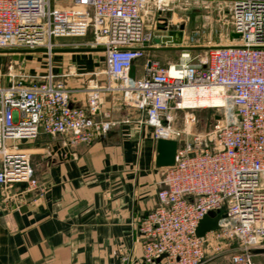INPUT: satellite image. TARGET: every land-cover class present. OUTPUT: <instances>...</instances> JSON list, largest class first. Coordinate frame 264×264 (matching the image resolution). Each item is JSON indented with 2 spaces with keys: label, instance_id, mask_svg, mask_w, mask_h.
Instances as JSON below:
<instances>
[{
  "label": "built area",
  "instance_id": "obj_1",
  "mask_svg": "<svg viewBox=\"0 0 264 264\" xmlns=\"http://www.w3.org/2000/svg\"><path fill=\"white\" fill-rule=\"evenodd\" d=\"M53 1L0 0V53L45 49L39 53L51 62L55 39L91 34V46L105 54L107 80L90 82L84 108L73 104L65 76L51 69L18 76L12 66L9 84L0 71V211L19 209L20 198L43 191L31 151L18 142L43 133L69 146L91 144L109 130L98 119L103 94L120 93L125 104L146 113L156 140L178 143L175 164L163 172L158 205L138 226L144 262L204 264L209 242L236 240L239 249L227 264H256V255L264 257V0H232L240 43L210 47V59L186 49L168 67L147 58L143 75L135 78L130 72L153 40L145 17L152 8L163 11L168 0ZM190 87L223 89L234 113L211 132L193 133L192 121L177 128L173 110H183ZM210 212L227 218L199 238V223Z\"/></svg>",
  "mask_w": 264,
  "mask_h": 264
},
{
  "label": "crops",
  "instance_id": "obj_2",
  "mask_svg": "<svg viewBox=\"0 0 264 264\" xmlns=\"http://www.w3.org/2000/svg\"><path fill=\"white\" fill-rule=\"evenodd\" d=\"M71 1L63 0L64 6ZM159 14L152 8L145 17L153 40L145 48L146 57L135 63L138 77L147 58L172 57L176 52L181 58L184 50L192 52L186 45L187 25L183 24L182 43L174 44L169 32L180 28L154 29ZM29 59L25 68L31 75L51 69L65 76L76 106L87 107L86 90L92 80L100 85L107 80L104 52H58L40 66ZM103 98L98 119L108 122L109 130L93 143L69 146L61 137L63 143L53 142L58 137L49 143L50 137L42 133L34 143L22 145L32 157L46 156V166H33L43 191L20 198L19 209L0 211V264H147L138 226L158 205L163 188L165 167L157 165L158 140L144 111L125 104L120 93H104Z\"/></svg>",
  "mask_w": 264,
  "mask_h": 264
},
{
  "label": "rangeland",
  "instance_id": "obj_3",
  "mask_svg": "<svg viewBox=\"0 0 264 264\" xmlns=\"http://www.w3.org/2000/svg\"><path fill=\"white\" fill-rule=\"evenodd\" d=\"M55 3L56 0L53 1V5H55ZM159 12L160 14L156 18V27H154V29H179L181 25L186 24L190 32V37L186 45L192 47L193 56L210 59V45L240 43L239 35L235 32L233 24L232 0H169L166 8ZM92 41L93 36L91 34L86 37L58 38L54 40V43L57 45L55 50L73 49L77 51L95 50L97 52H102L91 46ZM28 55L31 56L28 57ZM29 58L32 59L31 61L34 60L38 62L39 66L43 62L46 64L50 63V61H48V55L39 52L26 50L1 52L0 71L2 73L3 82L5 84L12 82V79L9 77L10 67L12 66L14 67V74L18 76L28 75L29 73H27L25 67L31 64ZM155 58L165 65L169 61L178 62L180 53L176 52L172 57L165 55ZM53 63L56 64V59ZM104 65L106 68V62ZM197 105L199 108L189 106V110H173L175 126L177 128L185 130L188 128L190 121H193V133L211 132L215 130L218 125L222 124L223 121H226V115L234 113V109H232L229 102H227L224 108H216L222 105V101L219 93L215 90L209 91L202 96ZM229 108L232 111L228 110ZM51 139H53V137L47 138L49 143L52 141ZM34 142L35 141H31L29 143ZM53 142H57L58 144L63 143L62 139L59 137ZM13 143V141H9V145ZM24 143L25 142H18L17 145L22 147ZM46 164L47 160L45 154L32 157V166H46ZM218 246L222 248L217 253L214 249ZM238 249L239 245L236 240L211 241L208 243V255L205 262L206 264H221L223 261L224 264H227L225 258L230 257L237 252ZM254 261L256 264H264V257H262V255H256Z\"/></svg>",
  "mask_w": 264,
  "mask_h": 264
},
{
  "label": "water",
  "instance_id": "obj_4",
  "mask_svg": "<svg viewBox=\"0 0 264 264\" xmlns=\"http://www.w3.org/2000/svg\"><path fill=\"white\" fill-rule=\"evenodd\" d=\"M185 26L182 25L178 31H170L169 36L173 39L174 44H181L183 40ZM178 39V40H177ZM56 52L61 51H77V50H55ZM37 52H46L45 49L38 50ZM131 78H135L134 68L130 72ZM178 143L173 140L159 139L158 140V157L157 165L162 167H170L175 164V158L177 153ZM64 154V151H63ZM227 218V215H222L221 212H210L206 215L203 220L199 223L196 231V235L199 238H203L207 233L216 231L220 227V220ZM259 252L264 253V250Z\"/></svg>",
  "mask_w": 264,
  "mask_h": 264
},
{
  "label": "bare ground",
  "instance_id": "obj_5",
  "mask_svg": "<svg viewBox=\"0 0 264 264\" xmlns=\"http://www.w3.org/2000/svg\"><path fill=\"white\" fill-rule=\"evenodd\" d=\"M215 90L219 93L222 105L218 106L216 108H224L227 105V100L225 97V93L222 92L223 89L219 87H190L187 88L184 92V97H183V110H189L190 107H198L197 103L201 99L202 96H204L207 92ZM193 122V121H192Z\"/></svg>",
  "mask_w": 264,
  "mask_h": 264
}]
</instances>
